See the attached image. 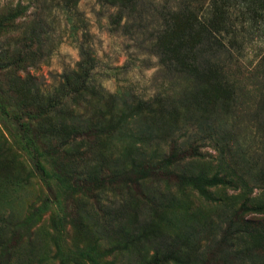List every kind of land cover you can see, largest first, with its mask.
<instances>
[{
  "label": "rangeland",
  "instance_id": "obj_1",
  "mask_svg": "<svg viewBox=\"0 0 264 264\" xmlns=\"http://www.w3.org/2000/svg\"><path fill=\"white\" fill-rule=\"evenodd\" d=\"M187 1L138 0L117 8L100 0L74 6V0H0V264L128 262L123 245L97 230L94 210L82 214L64 176L72 169L83 175L94 157L128 169L133 159H163L174 142L193 146L197 155L176 171L192 181L160 183L157 222L189 249L218 237L244 203H264V0H255L252 18L234 11L218 38L223 46L203 47L195 67L182 72L162 62L156 45ZM80 60V75L96 96L80 108L66 103L76 114L66 115L65 129H53L43 116L45 98ZM77 123L97 125L84 143L88 151L59 156L63 143H80L69 131ZM211 178L235 183L211 187ZM261 243L263 260L264 236Z\"/></svg>",
  "mask_w": 264,
  "mask_h": 264
},
{
  "label": "trees",
  "instance_id": "obj_2",
  "mask_svg": "<svg viewBox=\"0 0 264 264\" xmlns=\"http://www.w3.org/2000/svg\"><path fill=\"white\" fill-rule=\"evenodd\" d=\"M78 1L74 0L72 5ZM100 1L123 8L127 5L135 6L138 0ZM202 8L205 13H202ZM234 11H239L242 18H252L257 12L255 0H188L187 4L170 15V25L159 36L156 46L165 59L162 62L175 63L176 69L189 72L195 67L196 56L202 52L203 47L211 44L223 46L218 38L228 32V21ZM203 65H206L204 69L209 66L206 62ZM80 70L81 60L74 69L60 75L59 87L52 96L45 98L49 106L45 108L43 116H49L53 129H65L66 115L76 114L73 108H64L66 103L70 102L80 108L85 99L96 96L95 87L88 84L87 77H81ZM72 125L75 126L70 127L69 131L75 133L82 144L70 139L59 148V156L75 159L70 155L81 152L82 148L88 151L84 143L97 133L98 128L91 123ZM40 136L41 146L49 147L47 133L44 136L41 132ZM50 149L57 155L52 145ZM196 155L193 146L179 149L174 142L167 155L158 161L142 157L139 162L133 159L130 168L118 169L105 166L94 157L93 164L86 167L83 175L72 168L63 172L76 188L82 214L88 215L89 211L94 210L100 234L111 238L117 245H123L121 250L126 252V256L122 254L128 260L126 264H264V259H259L264 236V203L261 202L252 200L250 207L244 203L237 211L229 214L219 236L209 238L204 246L200 242L197 247L189 249L179 235L160 230L157 224L158 211L164 194L159 185L161 182H176V179L184 183L192 181L190 177L177 176L176 171L186 159ZM208 183L211 187L233 186L235 180L211 178ZM209 196L205 195L207 199ZM141 210L145 211L146 216H141ZM19 232L14 231L9 247L17 241ZM3 259L7 261L6 254Z\"/></svg>",
  "mask_w": 264,
  "mask_h": 264
}]
</instances>
